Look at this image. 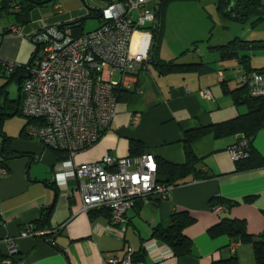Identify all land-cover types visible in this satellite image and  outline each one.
<instances>
[{
	"label": "crops",
	"instance_id": "1",
	"mask_svg": "<svg viewBox=\"0 0 264 264\" xmlns=\"http://www.w3.org/2000/svg\"><path fill=\"white\" fill-rule=\"evenodd\" d=\"M34 1L45 4L35 8L30 24L26 26L20 24L15 15H0L2 67L9 64L14 70L17 66L29 64L38 49L32 41L35 33L81 20L110 2ZM89 20H97L99 24L88 31L85 29L86 20L83 33L92 32L103 24L100 13ZM13 29L18 31L13 33ZM166 31L165 23L155 62L175 61L178 65L197 67L191 71L164 73L156 64L149 63L147 72L130 79L132 90H121L117 115L111 126L97 145L74 157L76 166L100 163L108 156L118 160L143 155H151L156 162L183 165L188 161L187 133L247 113L248 109L236 106L227 93L240 88L238 78L246 73L240 61L223 60L219 54L211 62L196 60L187 63L180 62V57L166 58L163 54ZM64 32L72 37L77 35L70 28ZM147 44L144 33L137 34L134 49L146 51ZM152 49L153 41L150 52ZM250 54L252 57L253 53ZM228 62L240 69L236 78L224 73L227 70L224 64ZM220 74L223 77L221 82ZM105 77L115 81L121 79L117 72L112 76L107 72ZM206 89L210 90L213 99L201 96L200 92ZM240 137L219 139L209 134L192 142L195 175L185 179L166 201H135L127 213L124 235L109 229L108 212H83L78 181L71 176L70 170L62 167L69 161V155L60 159L39 139L24 138L21 134L10 137L12 151L24 156L9 160L4 168L6 173L0 177V260L8 253L2 241L14 238L18 244V264H109L110 259H122L129 252L133 254V260L144 256L142 264H216L232 258H236L238 264H256L253 241L241 242L226 234H210L223 220H238L245 223L250 238L264 240V167L238 171L229 149ZM134 143L139 146L133 153ZM253 146L264 160V128L256 136ZM64 173H68L66 184L61 182L63 178L57 179V175ZM217 195L225 208L220 216L212 210L218 201L214 199ZM45 210H51L46 223L42 222ZM179 212H188L195 219L184 231L190 248L180 257L175 256L170 246L153 238L154 230L168 227L171 216ZM29 225L33 226V231L44 234L18 239ZM236 242L240 245L232 254L230 247Z\"/></svg>",
	"mask_w": 264,
	"mask_h": 264
},
{
	"label": "built area",
	"instance_id": "2",
	"mask_svg": "<svg viewBox=\"0 0 264 264\" xmlns=\"http://www.w3.org/2000/svg\"><path fill=\"white\" fill-rule=\"evenodd\" d=\"M2 0H0L1 2ZM162 0H110L100 9L103 24L79 38L52 27L35 33L33 43L38 46L33 64L27 67L29 78L22 85V115L30 121L26 135L39 139L50 149L66 152L69 161L62 164L78 181L83 212L107 211L110 228L125 234L127 213L135 201L149 203L166 201L178 186L158 182L157 162L151 155L115 160L105 157L100 163L76 166L74 157L99 143L117 115V92L132 90L130 80L148 71L149 52L154 31L159 28L157 14ZM18 30L13 29V33ZM144 33L148 39L146 51L134 49L135 37ZM6 69L13 66L6 64ZM119 73L121 79H107L105 74ZM223 80L222 74L219 81ZM239 84L249 89L254 98L264 97V72L244 73ZM205 99H213L210 90L200 92ZM137 119L135 120V124ZM235 162L249 157V142L241 136L229 149ZM6 173L0 167V177ZM67 174L57 175L67 183ZM220 195L215 196L218 200ZM216 215L225 208L215 204ZM29 225L18 239L44 234ZM7 257L0 264H18L17 239L2 241ZM1 244V243H0ZM239 242L230 247L234 254ZM109 264H142L127 253L122 259L112 258Z\"/></svg>",
	"mask_w": 264,
	"mask_h": 264
},
{
	"label": "trees",
	"instance_id": "3",
	"mask_svg": "<svg viewBox=\"0 0 264 264\" xmlns=\"http://www.w3.org/2000/svg\"><path fill=\"white\" fill-rule=\"evenodd\" d=\"M110 1V0H108ZM174 0H162L160 11L157 18L160 22L159 28L154 31L153 49L150 52L151 64H156L164 73H171L178 70L191 71L197 65H178L175 61L157 64L155 62L156 56L160 49L161 39L165 27V16L167 12V4ZM50 2V1H49ZM56 2L53 0L51 3ZM45 3H38L34 0H2L0 2V15L12 14L22 25H28L31 22V13L39 5ZM218 11L220 15L227 20H232L236 23L247 24L253 21V25L264 22V4L263 0H218ZM100 10L92 11L90 16L82 18L70 24H64L59 28L64 31L67 28L74 29L77 35L74 38L81 37L83 33L84 23L89 20L93 15L99 14ZM264 49V41H245L236 38L228 44L210 47V51L217 53L223 60L238 59L243 65L246 73L251 72H264L262 69H254L251 66V54L255 51ZM36 53L32 56L29 64L24 66H17L14 70L9 71L0 65V167L6 168V163L18 157L24 156L23 154L16 155L12 151V139L4 133V122L15 116L22 114L23 94L22 85L28 75L27 67L33 64ZM15 81L19 86V97L17 100H12L8 92V85ZM239 89L234 91H227L234 100L236 106H245L248 110L247 113L240 115L236 119L227 121L225 123L212 125L211 127L201 128L197 131L189 132L186 135L185 149L188 161L183 165H174L165 161L157 162V176L159 183L175 184L179 186L190 175L196 173L195 163L196 158L192 151V142L209 134H213L216 138H225L229 136L241 135L244 136L249 142V157L236 162L238 171L244 172L252 169L264 167V160L260 154L255 150L253 142L256 136L264 128V97L254 98L250 95L249 89L241 84ZM116 94L119 97V93ZM30 121H28V124ZM27 124V125H28ZM21 137H26V127L21 133ZM139 145L134 143L132 145V152L134 153ZM60 159L65 158L68 154L65 152L53 151ZM16 155V156H15ZM204 178V176H203ZM216 204H224L218 200ZM214 205V204H213ZM42 222L46 223L51 216V210L43 211ZM94 212V211H93ZM104 212V211H99ZM107 212V211H106ZM98 213V212H95ZM92 214V213H91ZM109 214V213H108ZM94 215V214H92ZM110 217V215H109ZM195 222V219L188 212H179L171 216L169 226L158 227L153 232V238L167 244L174 251L175 256H184L189 248L190 242L185 237L184 231ZM210 234L212 236L226 234L232 239L240 240L241 242L253 241L254 252L256 257V264H264V240L254 241L249 237L245 223L242 221L223 220L221 224L214 227ZM144 256L135 257V262H143ZM216 264H238L236 258L227 261H222Z\"/></svg>",
	"mask_w": 264,
	"mask_h": 264
},
{
	"label": "rangeland",
	"instance_id": "4",
	"mask_svg": "<svg viewBox=\"0 0 264 264\" xmlns=\"http://www.w3.org/2000/svg\"><path fill=\"white\" fill-rule=\"evenodd\" d=\"M76 1L81 4L83 2ZM166 13L167 31L163 52L166 58L180 57V62L187 63L196 62V60L211 62V59L217 58L218 54L211 52L210 47L228 44L236 38L245 41H264V22L253 25V21L240 24L224 19L218 11V0H174L167 4ZM98 24L97 20H88L85 29L89 31ZM251 64L255 69H262L264 49L253 52ZM225 65L227 70L224 73L236 78L240 69L234 67L233 62ZM8 92L12 100H17L18 83L12 81L8 85ZM27 124L28 119L21 114L7 119L3 130L10 137H17L24 126H28Z\"/></svg>",
	"mask_w": 264,
	"mask_h": 264
},
{
	"label": "water",
	"instance_id": "5",
	"mask_svg": "<svg viewBox=\"0 0 264 264\" xmlns=\"http://www.w3.org/2000/svg\"><path fill=\"white\" fill-rule=\"evenodd\" d=\"M37 48H38V46H37ZM26 78H29V76H27Z\"/></svg>",
	"mask_w": 264,
	"mask_h": 264
}]
</instances>
